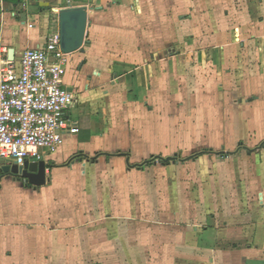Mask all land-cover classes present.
Here are the masks:
<instances>
[{
	"label": "crops",
	"instance_id": "0c3cea01",
	"mask_svg": "<svg viewBox=\"0 0 264 264\" xmlns=\"http://www.w3.org/2000/svg\"><path fill=\"white\" fill-rule=\"evenodd\" d=\"M67 8L76 130L44 186L0 171V264H264V0H0V65ZM198 160L150 193V169Z\"/></svg>",
	"mask_w": 264,
	"mask_h": 264
},
{
	"label": "built area",
	"instance_id": "2783aa9c",
	"mask_svg": "<svg viewBox=\"0 0 264 264\" xmlns=\"http://www.w3.org/2000/svg\"><path fill=\"white\" fill-rule=\"evenodd\" d=\"M88 2L89 0H81ZM59 34L42 49L0 65V159L22 166L55 154L76 126L68 118L75 95L62 84L66 54Z\"/></svg>",
	"mask_w": 264,
	"mask_h": 264
},
{
	"label": "water",
	"instance_id": "95a60500",
	"mask_svg": "<svg viewBox=\"0 0 264 264\" xmlns=\"http://www.w3.org/2000/svg\"><path fill=\"white\" fill-rule=\"evenodd\" d=\"M87 26V13L84 8H67L59 12L60 50L64 54L81 49L84 43ZM14 179H23L34 189L42 187L47 182L46 165L41 162H25L22 166L7 164L0 169Z\"/></svg>",
	"mask_w": 264,
	"mask_h": 264
},
{
	"label": "rangeland",
	"instance_id": "374dc122",
	"mask_svg": "<svg viewBox=\"0 0 264 264\" xmlns=\"http://www.w3.org/2000/svg\"><path fill=\"white\" fill-rule=\"evenodd\" d=\"M216 157V156H215ZM157 165V161H155ZM196 167V168H195ZM204 173V162L198 160L196 165L186 166H170L168 168H153L150 169L144 177L149 179L150 193L156 195L157 193L169 194L176 187L174 184L175 179L190 177H203ZM152 205H156V202H152Z\"/></svg>",
	"mask_w": 264,
	"mask_h": 264
}]
</instances>
